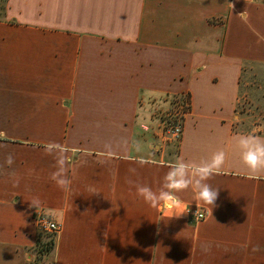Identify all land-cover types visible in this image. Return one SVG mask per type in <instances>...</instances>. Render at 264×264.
Returning a JSON list of instances; mask_svg holds the SVG:
<instances>
[{
    "label": "crops",
    "instance_id": "0c3cea01",
    "mask_svg": "<svg viewBox=\"0 0 264 264\" xmlns=\"http://www.w3.org/2000/svg\"><path fill=\"white\" fill-rule=\"evenodd\" d=\"M247 63L264 65V0H0V264H264V172L236 144L264 137L237 129ZM162 97L187 102L177 142ZM50 142L72 158L67 190ZM220 150L212 210L193 188L179 208L137 194ZM40 215L61 225L41 253Z\"/></svg>",
    "mask_w": 264,
    "mask_h": 264
},
{
    "label": "clouds",
    "instance_id": "9594fccd",
    "mask_svg": "<svg viewBox=\"0 0 264 264\" xmlns=\"http://www.w3.org/2000/svg\"><path fill=\"white\" fill-rule=\"evenodd\" d=\"M236 144L240 152L242 163L251 174L264 172V137L256 135H240L236 138ZM49 155L56 156L57 170L52 173V179L57 186L67 190L71 185V179L67 174L68 166L72 164V158L67 155V150L55 142H50L46 147ZM226 161V153L223 150L215 152L210 160L201 163L185 161L181 158L170 164L168 172L163 178V183L158 192L148 185L137 184L136 192L152 207L167 206L169 208L180 207L177 193L193 188L196 199L210 206L211 210L216 206L219 189L212 187L206 181L218 173ZM15 162L14 155L9 153L5 164L11 167ZM3 168V165H0ZM15 175V173H11ZM18 183V181H17ZM36 202H31L35 207ZM181 215V214H180ZM259 246L253 251H259Z\"/></svg>",
    "mask_w": 264,
    "mask_h": 264
},
{
    "label": "rangeland",
    "instance_id": "374dc122",
    "mask_svg": "<svg viewBox=\"0 0 264 264\" xmlns=\"http://www.w3.org/2000/svg\"><path fill=\"white\" fill-rule=\"evenodd\" d=\"M159 101L161 103H157L158 105H155L153 110L164 133L180 111L187 109V102H185V97L177 99L162 97ZM237 110L239 115L238 130L252 133L264 132V65L245 64L241 76ZM51 236L52 234L37 228V241L34 250L39 253L47 251L51 247Z\"/></svg>",
    "mask_w": 264,
    "mask_h": 264
},
{
    "label": "built area",
    "instance_id": "2783aa9c",
    "mask_svg": "<svg viewBox=\"0 0 264 264\" xmlns=\"http://www.w3.org/2000/svg\"><path fill=\"white\" fill-rule=\"evenodd\" d=\"M184 111H180L176 119L171 123L166 131V139L168 141L177 142L181 136L182 132V116ZM189 214L193 217L195 222H199L205 218V213L199 209L189 210ZM37 228L50 233L52 235L59 232L61 225L60 223L50 219L46 216H38L35 220Z\"/></svg>",
    "mask_w": 264,
    "mask_h": 264
},
{
    "label": "trees",
    "instance_id": "16d2710c",
    "mask_svg": "<svg viewBox=\"0 0 264 264\" xmlns=\"http://www.w3.org/2000/svg\"><path fill=\"white\" fill-rule=\"evenodd\" d=\"M51 244H52V240H51L50 246H51ZM41 252H42V251H41Z\"/></svg>",
    "mask_w": 264,
    "mask_h": 264
}]
</instances>
